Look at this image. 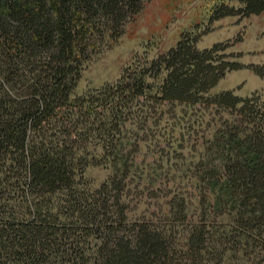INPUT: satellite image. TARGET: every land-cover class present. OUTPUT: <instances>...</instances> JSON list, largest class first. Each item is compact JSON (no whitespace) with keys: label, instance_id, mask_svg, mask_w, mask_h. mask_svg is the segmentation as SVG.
Here are the masks:
<instances>
[{"label":"trees","instance_id":"trees-1","mask_svg":"<svg viewBox=\"0 0 264 264\" xmlns=\"http://www.w3.org/2000/svg\"><path fill=\"white\" fill-rule=\"evenodd\" d=\"M149 1L0 0V264H244L241 242L264 245V106L233 92L208 95L227 71L241 70L223 54L231 43L199 50L201 36L186 34L117 83L73 98L86 66ZM236 1L240 8L217 5L210 24L264 13V0ZM196 107L235 113L202 159L213 199L203 198L212 208L204 215L229 214V240L205 220L178 232L134 218L131 208L136 159L126 151L138 147L139 127L158 123L164 109L176 117ZM99 165L113 175L93 190L86 175Z\"/></svg>","mask_w":264,"mask_h":264},{"label":"rangeland","instance_id":"rangeland-1","mask_svg":"<svg viewBox=\"0 0 264 264\" xmlns=\"http://www.w3.org/2000/svg\"><path fill=\"white\" fill-rule=\"evenodd\" d=\"M221 3L240 8L236 0L149 1L124 36L86 66L73 98L117 83L126 69L139 61H152L167 54L182 36L194 33L201 36L199 50L231 43L223 54L232 55L228 60L241 66V70L227 71L209 97L233 92L243 99L258 98L259 107L264 106V76L257 74V69L264 66V13L247 18L227 17L210 24L215 7ZM169 109L160 113L162 119L158 123L139 127L138 147L126 151L131 159H136L129 176L133 216L159 226L169 225L178 232L205 220L211 223L215 237L228 234L229 240L236 229L229 214L204 215L206 211L212 212V208L208 202L202 203L203 198L211 202L213 199L203 182L207 167L202 165V159L204 147L209 145L214 133L226 121H232L235 113L215 107H196L176 110L175 117V111L169 112ZM180 111H185V115ZM133 129L128 127L124 136L132 139ZM104 154L102 150L97 152L99 156ZM218 162L215 159V164ZM112 175L111 165H99L89 168L86 176L92 189L97 190ZM182 204L187 208L185 221L178 213ZM226 247L232 251L234 243ZM239 250L244 264H264V245L253 248L241 242ZM255 257H260L259 261L247 263Z\"/></svg>","mask_w":264,"mask_h":264}]
</instances>
